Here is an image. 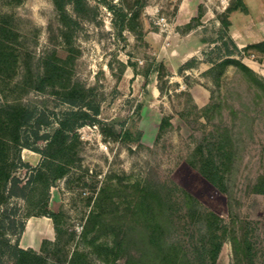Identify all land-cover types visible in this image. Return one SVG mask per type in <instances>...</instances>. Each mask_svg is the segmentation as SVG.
I'll return each instance as SVG.
<instances>
[{"label": "rangeland", "instance_id": "374dc122", "mask_svg": "<svg viewBox=\"0 0 264 264\" xmlns=\"http://www.w3.org/2000/svg\"><path fill=\"white\" fill-rule=\"evenodd\" d=\"M242 1L247 13L227 9L236 0H86L84 16L67 5L76 22L65 23L53 0H0V21L15 33L0 32V158L10 166L8 210L16 208L24 220L19 239L30 216L53 212V237L32 248L49 264L71 258V264H123L129 253H141L137 243L119 253L105 246L138 221L130 213L145 184L166 201L175 222L169 239L190 251L200 244V222L180 206L185 190L228 224L214 264H264V193L252 191L264 175V90L232 64L208 71L225 52L221 33L230 48V38L239 49L264 39V0ZM53 53L70 56L64 80L91 88L88 98L98 110L88 109L86 123L68 133L57 159L65 170L52 180L45 155L21 143L27 138L44 148L45 135L70 109L56 87L36 88L39 60ZM233 54L264 78L263 51ZM191 58L193 66H185ZM25 108L44 114L41 138L29 127L14 131L11 121ZM197 145L224 174L230 198L191 163L200 158L191 155ZM39 221L37 229L48 232ZM31 224L23 244L33 237Z\"/></svg>", "mask_w": 264, "mask_h": 264}, {"label": "trees", "instance_id": "16d2710c", "mask_svg": "<svg viewBox=\"0 0 264 264\" xmlns=\"http://www.w3.org/2000/svg\"><path fill=\"white\" fill-rule=\"evenodd\" d=\"M54 6L61 20L65 23L76 22L75 18L67 11V5L76 16H84L88 8L86 0H53ZM239 10L242 13H247V7L242 0L236 2L227 8ZM221 23L224 26L228 25L226 17L221 18ZM7 21H0V32L14 33L13 29L7 28ZM226 31V29H225ZM2 34V35H3ZM219 41L225 48V52L212 65L208 71L218 68L221 70L225 65L232 64L237 69L245 73L249 79L257 82L264 90V78L259 77L247 64L235 57L233 52L242 51L245 53L249 48H255L264 52V39L250 42L241 49L230 38L233 49L230 48L228 40L221 33ZM4 40L0 37V56L2 54V45ZM219 47V46H216ZM248 55V54H247ZM53 57H41L39 60V72L37 76V89L45 87H56L62 101L70 105V109L63 112V115L58 119L57 126L53 128L50 134L45 135L47 139L44 148L38 149L28 142L27 138L21 143L22 146L40 151L44 157L47 175L53 180L63 174L64 168L57 162L58 154L63 148L64 143L69 138V132L76 126L85 124L84 116L87 115V110L92 109L97 112L98 106L91 103L88 98V91L91 88H85L78 83L69 84L64 80L63 63H66L70 56L62 58L55 53ZM195 59L187 60L185 66H193ZM163 66L160 64V68ZM161 71V73H162ZM211 105L204 107V111L210 110ZM45 117L42 112L35 110L21 109L20 117L11 121L14 131L29 127V134L35 139L41 138L38 135V127L45 122ZM165 119L161 120L163 123ZM193 156H200L197 164L199 172L210 181L221 192L229 195L228 184L222 172L218 170L217 165L211 158V155L203 151L201 145H197L191 152ZM39 170H37L38 172ZM41 171V170H40ZM39 171V173H40ZM10 175V166L7 157L0 158V264L9 262L10 264H49L44 255L36 252L32 248H23L19 245V235L24 228V220L16 215V208L8 210L6 192V184ZM38 175H34L36 178ZM252 191L264 193V175H259L252 184ZM180 206L186 210V213L192 217H196L203 228L200 230L199 243L193 248L195 252L190 251L182 243H178L173 239H169L167 231L174 226V221L167 214L166 201L161 195V192L150 185L140 187L135 203L131 209V215L138 216L136 222L129 221L124 225L119 234L115 235L111 245H106L105 248L110 251L119 253L121 250H130L131 243H137L141 253H129L123 264H214L215 259L220 250L223 238L228 233V224L223 218L212 210L201 208L198 200L187 191H182ZM42 215L52 218L54 221L53 212L44 211ZM86 233L90 227L88 220L84 224ZM56 229V226H55ZM234 241V236H232ZM46 241L43 242V244ZM42 244V245H43ZM200 250V251H199ZM76 254V252H75ZM148 257L149 259H145ZM72 258L68 264L72 263Z\"/></svg>", "mask_w": 264, "mask_h": 264}, {"label": "crops", "instance_id": "0c3cea01", "mask_svg": "<svg viewBox=\"0 0 264 264\" xmlns=\"http://www.w3.org/2000/svg\"><path fill=\"white\" fill-rule=\"evenodd\" d=\"M43 219L44 221H46V225H48L50 227V230L49 232H46L45 230H41V229H37V226H38V223L40 222L39 220ZM51 220L49 219V217H46L44 215H41L39 217H32L30 216V218L28 220H26V226H25V230H24V233L28 227V225L30 223H32V228H33V231H34V234H33V237L31 238V241L25 243V244H22V240H23V236H24V233H23V236L19 239V245L23 248L25 247H31V248H36L40 245V242H41V238H46V239H51L53 237V234H54V230H53V226H52V223L50 222ZM39 236V237H38Z\"/></svg>", "mask_w": 264, "mask_h": 264}, {"label": "bare ground", "instance_id": "6f19581e", "mask_svg": "<svg viewBox=\"0 0 264 264\" xmlns=\"http://www.w3.org/2000/svg\"><path fill=\"white\" fill-rule=\"evenodd\" d=\"M29 225H30V224H29ZM29 225H28L27 230L29 229ZM46 229H47V231L49 232V230H50L49 226H47ZM22 244H23V243H22Z\"/></svg>", "mask_w": 264, "mask_h": 264}]
</instances>
